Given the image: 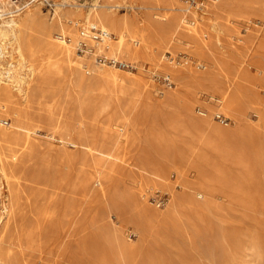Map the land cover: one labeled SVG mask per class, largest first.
I'll list each match as a JSON object with an SVG mask.
<instances>
[{
  "label": "bare ground",
  "instance_id": "6f19581e",
  "mask_svg": "<svg viewBox=\"0 0 264 264\" xmlns=\"http://www.w3.org/2000/svg\"><path fill=\"white\" fill-rule=\"evenodd\" d=\"M41 2L14 12L12 0H0V264L17 262L19 255L15 247L21 245L22 239L33 249L43 235L59 239L71 219L69 214L80 222L83 198L79 193L80 178L76 196H71L65 190L64 176L49 184L51 188L46 185L32 190L28 187L35 180H27L19 170L26 169L39 155L40 161L53 156L68 168L74 156L69 147L80 146L92 155V164L112 171L115 162L121 159L119 146L108 145L99 137L115 141L124 129L129 130L131 142H140L139 149L129 154L132 157L129 167L141 180L129 191L128 213L123 211L124 203L116 206L123 220L110 226V236L119 250L129 255V264H250L248 256L255 245L226 249L224 224L229 221L226 213L236 203L247 207L259 196L254 188L251 192L242 186L253 180L251 155L255 152L257 134L264 130L261 93L264 91V0L207 3L214 13L206 20L208 30L201 26L200 20H190L183 13L190 10L194 0H53V14L49 17L40 13ZM123 8L126 11H119ZM129 8H135V15L129 13ZM157 8L165 10L156 11ZM241 23L247 30L245 35L236 34ZM184 37L188 39V59H212L223 70L230 60L224 51L234 58L241 56V47L252 48L257 75H251L241 66L228 69L231 75L221 81L216 77L218 70L215 74L212 67L197 71L162 62L150 52L155 41L177 45ZM82 44L87 45V51L95 48L112 60L119 56L134 60L139 68L154 60L166 75L172 76L176 89L161 93L165 99L163 106L170 112L162 117L174 134L166 136L158 130L153 114L149 128L143 131L141 125L148 116L147 106L141 103L142 78L123 75L115 69L116 64L96 65L89 54L77 56L76 49ZM121 63L129 65L125 61ZM125 79L129 91L122 86ZM71 81L79 89L74 99L78 114L75 122L68 118L70 114L68 117L64 114V100H60L61 89ZM202 89L215 90L209 94L219 100L220 109L230 118L229 123L221 124L213 119L214 107L198 97ZM197 102L204 109L198 110L202 116L195 113ZM35 103L37 111L33 109ZM173 103L181 109L171 113ZM247 105L254 107L256 121L245 116ZM103 111H109L107 124L102 131L100 128L101 132L89 133L86 124ZM2 115L11 118L9 125H4L8 121ZM41 118L51 131L49 136L60 142L58 148L51 141L45 145L39 141ZM263 141L258 145L262 147ZM170 170L176 172L174 179L169 177ZM91 177L102 183L106 173L98 171ZM146 188L168 194L164 209L148 204ZM59 195L62 198L57 202ZM125 220L141 229L134 241L125 237ZM216 230L224 240H216L213 235ZM219 246L225 252L221 258L215 250Z\"/></svg>",
  "mask_w": 264,
  "mask_h": 264
},
{
  "label": "rangeland",
  "instance_id": "374dc122",
  "mask_svg": "<svg viewBox=\"0 0 264 264\" xmlns=\"http://www.w3.org/2000/svg\"><path fill=\"white\" fill-rule=\"evenodd\" d=\"M36 1H40V0H36ZM36 1L30 3L29 5H33ZM78 1L84 2L86 0H78ZM212 1L213 0H208V1L207 0H194V5L190 7V10L184 11L183 13L186 12L187 18L190 20H196V19L200 20L201 26L205 30H208L207 21H209V19L212 18L214 13L208 9L207 3H210ZM51 2H53V0H42V2L39 3L41 7L40 13L45 17H49L50 15L53 14V12H51V7H52ZM192 9L194 10L193 12H195V14L191 12ZM164 10L165 9L163 8L156 9V11H164ZM119 11L121 12L126 11V8H123ZM44 13H46V15ZM129 13H131L132 15H135V8H129ZM142 15L143 14H141V17H143ZM246 31L247 30L245 28V25L241 23L240 25H238V30L236 31V34L245 35ZM55 32H57V30H55ZM137 39H138V43L136 45H139L140 43L139 38ZM187 42H188V39L185 37L182 38L178 42L177 45L173 43L166 44V43H161L159 41H155L153 44V47L150 49V52L154 53L157 57H159V59L162 62L176 63L184 67H191L197 71H206L212 67L214 69L215 74H216L215 71L218 70L216 77L220 78L221 81L225 80L227 78V75L228 76L229 74L231 75L229 71L235 70L236 68H239L241 66H242L241 68H245L251 75H257V68L255 66L256 57L253 54L252 48L247 49L246 47H241L239 50L241 56L240 57L237 56L234 58L231 57L232 55L229 51L228 52L227 50L224 51L226 56L230 59L228 60L229 62H227L226 66L229 64L228 66L231 68L227 66L225 68L226 70H223V68H220L221 66L217 64L216 62L212 63L211 62L212 59L209 61L207 60L204 61L202 59H196V60L188 59V57H186L188 56ZM201 50H204V48H202ZM76 54L79 57H84L86 54H89V56H91L92 61L96 65H99V66L105 67L108 64L109 65L116 64L115 69L123 73V75L125 76H129V75L130 76L131 75L140 76L144 84V90L142 91L143 96H141L142 97L141 103L144 107L147 106L146 113L148 116L146 119V122L141 125V129L145 131L149 128L150 122L152 120V114H153L154 116L153 118H155L154 120L156 121V128L158 130L162 131L163 134L166 136H170L174 134L172 127L167 125L166 123L167 120L165 117L170 112L165 106H163L162 102L165 99L161 91L162 90L163 91H173L176 89L177 85H176L175 79L170 75H166L162 67L159 66L157 63H155L154 60L146 61L143 64V67L145 68L141 67L142 68L141 69L139 67H136L137 62L134 60H128V59H125L119 56L118 58L114 57L113 60L115 59L116 60L113 62L112 59L106 57L104 54L98 53L95 50V48H92V50L87 51V45L85 44H82L81 47L76 49ZM121 61L123 62L125 61L129 63V65L125 66L121 63ZM262 64L264 66V61H262ZM125 82H126V79L124 81V84H122V86L123 87L125 86L127 90L129 91V83L126 82L125 84ZM69 83L67 82L65 84L66 86L64 85V87L61 89V93L63 94V97L61 95L60 100L61 101L64 100L63 101L64 103H67V102L71 103V104L62 103L64 107L63 111L65 112L64 114L67 117L70 114L68 118L71 119L72 121L74 120L73 122H75L77 120L76 118L78 114H77L76 100L74 99H76L79 89L77 88V86H75L74 81L73 82L71 81ZM260 89L262 88L260 87ZM214 91L215 90L202 89L198 92V97L200 101H203V102L207 101V103L211 104L214 107L212 116L216 122H219L221 124L229 123L230 118L220 109V104H218L220 103L219 100L216 99L217 100L216 101L215 98H212L211 95L209 94L210 92H214ZM261 93L262 95H264V91H262ZM54 98L55 97H49L47 99L52 100ZM252 105H247V108L245 107L244 109L245 110L244 113H245V116L247 118L249 117L251 121H256L257 113ZM156 108L158 109L159 113ZM33 109L34 111H37L38 106L36 103ZM180 109H181V106L179 104L173 103V106L171 107V113H173L174 110H180ZM198 110H204V109L202 105L197 102L195 105V113L196 115L202 116V114H200ZM140 111L141 113H144L145 108L141 109ZM154 112H157V113H154ZM75 114L77 116H75ZM108 114H109V111L100 112L98 116H96L97 118L95 117L93 121L88 122L86 124L87 129L89 130L88 132L89 133H92V131L101 132L102 128L105 126V123L107 124L108 122L107 120ZM164 115L165 117H162ZM218 116L226 117V122L221 120L222 117H218ZM1 118L8 121V122H4V125H7V124L9 125V123L11 122V118L6 115H2ZM161 119L163 120V123ZM38 122L41 124V128L40 130H38V133H37V137L39 141L43 145L47 144L48 141H51L52 144L56 148H58V145L60 146V142L55 137L51 138L49 136V133L51 131L48 130L47 127H45L46 126L45 120L41 118L38 120ZM144 124H146L147 126ZM231 124H233V121H231L230 125ZM262 124L264 125V120ZM160 125L163 127H161ZM100 128H101V131H100ZM164 128L166 129L164 130ZM124 130L122 132L123 134H121L115 141L111 139L109 140L110 142H112V144L108 141V139L104 140L101 137H99L100 139L98 138L100 141L103 140L108 145L117 144L119 146V152L121 154V159H118L115 162L114 170L112 171H109L104 167H100V166L98 167L92 164V159L94 158L92 157L91 154L87 153L85 149H82L83 147H80V146H70L69 147L70 153L74 156L72 157L70 166L68 168L63 163H58L56 161V158L53 156L48 157L46 159L42 158L41 159L42 162H41L40 161L41 157L39 155L31 160L32 163H30V165L26 169L19 170L20 172H22L24 178H26L27 180H30L31 178L35 180V182L32 184L33 186L28 187V189H32V190L33 189L36 190L39 188H45L47 187L46 185H48L47 188H51L49 184H53V182L59 176H64L66 180L65 185H64L65 190L71 196H76V193H77L76 183L78 181V178H80V180H82V185L79 189V193H80V197L81 198L83 197V198L81 199L82 210H81V217H80L79 223L75 221V217L73 216V214H69L71 219L69 220V222H67L66 231L62 234V236L59 239H53L46 235H43L41 239L38 241L39 242L38 245L35 246L34 249L29 248L26 240L22 239L21 245L15 247L16 252L19 255V258L17 262H15V264L16 263L17 264H129V255L122 253L119 250L117 243L114 242L110 236V226L117 225L118 222H121L123 220L122 212H120L119 207H116V206H122L121 204L124 203L125 208L123 211L124 213L125 212L128 213L127 206L129 202L128 200L129 191L135 188L141 180V176L137 173L135 174L134 172H131L130 167H129V160L132 159L131 155H133L139 149L140 145L138 144L140 142L139 140H134V142L133 141L131 142V140L129 139V130H126V129ZM263 131L264 130H262L259 134H257L258 138L256 137V140L254 143L255 152L252 153L251 155L250 173L253 175L252 181L254 182H252L250 179V182L244 183V186H242L243 189L251 191V192H252V189L254 188L253 190L256 191L258 193L257 195L259 196H257V198L253 200L254 202L253 201L250 202L251 207L250 206L246 207V205H243V204H241L242 205L241 207L239 206L240 204L237 205L236 203L233 206V209L231 208L226 213V216L229 219V221H227L224 224V230L226 231V236H227V240H226L227 242H226V247H225L226 249L233 248L235 250L236 245L242 248L245 245L254 244L255 245L254 250L258 249L257 252L259 250L260 251L262 250L261 252H258V254L254 250L250 251V255L248 256V259L250 258L249 259L250 264H264V193H263L264 192V157H263L264 151H262L261 149V148L264 149V141L263 143H260L262 144V147L261 145L260 146L258 145L259 142H262V140H264ZM41 132L43 135L40 134ZM43 139L45 140V142ZM130 144L131 146H129ZM122 155L125 158L122 157ZM256 157L258 158V160ZM257 161L259 163L262 162L263 165L262 164L260 165ZM38 163L39 164L42 163V164L39 165ZM46 163H47V167H45ZM256 163L258 164L256 165ZM85 165H87V167ZM253 165L254 167H252ZM50 170L52 171L50 172ZM26 171L28 174H26ZM98 171H102L106 173V178L104 179L102 183H99V181L96 178L91 177V175L92 176L95 175V173ZM169 175L171 179H174L176 176V172L174 170H170ZM47 176L49 179L47 178ZM39 178H41L42 180H40ZM257 185H258V189H257ZM48 190L51 191L50 189ZM81 194H83V196ZM145 194H146V199L149 205L156 207L158 209L165 208L168 194L162 195L160 194V192L153 191L152 189H148V188H146ZM118 196L119 198H117ZM259 197L263 199L262 202H260L261 200ZM61 198L62 196L59 195L56 201L58 202V200L59 199L61 200ZM255 202H256V205L254 206L253 204H255ZM107 205L110 209L107 207ZM253 206L257 207V209L254 208ZM106 208L108 209L106 210ZM124 227H125L124 233H125V237L127 238V240L128 241L136 240L141 229L137 225H135L133 222H129L126 220L124 221ZM213 235L218 241L223 239V237L220 235V232L218 230L214 231ZM215 250H216V254L220 258L225 254L224 250L220 246L217 247ZM141 263L142 262H138L137 264H141Z\"/></svg>",
  "mask_w": 264,
  "mask_h": 264
},
{
  "label": "built area",
  "instance_id": "2783aa9c",
  "mask_svg": "<svg viewBox=\"0 0 264 264\" xmlns=\"http://www.w3.org/2000/svg\"><path fill=\"white\" fill-rule=\"evenodd\" d=\"M13 1V11L17 12V11H21L24 8H26L30 3L36 1V0H12ZM97 37L100 36V33H97ZM117 63V62H116ZM120 63V62H119ZM218 117H222L221 120L226 122V117L223 116H218ZM162 197V196H161ZM164 201V200H163ZM161 201V202H163Z\"/></svg>",
  "mask_w": 264,
  "mask_h": 264
}]
</instances>
